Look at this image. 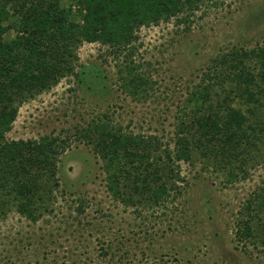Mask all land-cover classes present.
I'll list each match as a JSON object with an SVG mask.
<instances>
[{
  "label": "rangeland",
  "instance_id": "obj_1",
  "mask_svg": "<svg viewBox=\"0 0 264 264\" xmlns=\"http://www.w3.org/2000/svg\"><path fill=\"white\" fill-rule=\"evenodd\" d=\"M191 22L139 31L134 61L151 86L141 101L122 89L121 58L84 43L72 75L19 106L8 140L51 136L68 144L44 216L32 223L13 209L0 220V264H264V211L246 207L264 193V147L246 154L244 165L197 151L192 162L172 165L183 178L177 190L160 203L134 195L128 206L108 192L103 160L81 136L103 121L172 147L181 112L184 120L195 116L186 108L192 93L209 87L206 106H217L229 83L220 59L264 47V0H219ZM247 221L251 239L238 236Z\"/></svg>",
  "mask_w": 264,
  "mask_h": 264
},
{
  "label": "trees",
  "instance_id": "obj_2",
  "mask_svg": "<svg viewBox=\"0 0 264 264\" xmlns=\"http://www.w3.org/2000/svg\"><path fill=\"white\" fill-rule=\"evenodd\" d=\"M218 1L0 0V220L13 209L32 223L44 216L68 144L66 138L51 136L8 140L19 106L72 75L76 50L84 43L108 47L114 59L121 58L122 89L141 101L151 86L137 74L134 61L139 31L172 19L192 23L202 7ZM218 64L228 66L223 82L229 83L216 94L217 106H206L212 97L209 87L192 93L186 108L195 116L184 120L186 110L181 112L172 147H163L157 136L124 132L103 121L83 131L81 136L103 160L107 189L115 200L130 206L139 195L160 203L183 179L172 165L192 162L197 151L221 155L226 165H244L246 154L264 147V47L235 51ZM255 197L247 209L263 212L264 193ZM254 233L249 221L238 229L240 238L251 239Z\"/></svg>",
  "mask_w": 264,
  "mask_h": 264
}]
</instances>
